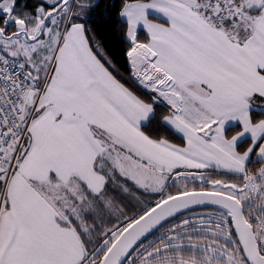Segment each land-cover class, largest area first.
<instances>
[{
  "label": "snow or ice",
  "instance_id": "snow-or-ice-1",
  "mask_svg": "<svg viewBox=\"0 0 264 264\" xmlns=\"http://www.w3.org/2000/svg\"><path fill=\"white\" fill-rule=\"evenodd\" d=\"M0 264H264V0H0Z\"/></svg>",
  "mask_w": 264,
  "mask_h": 264
}]
</instances>
